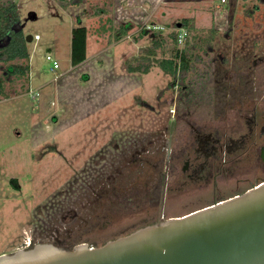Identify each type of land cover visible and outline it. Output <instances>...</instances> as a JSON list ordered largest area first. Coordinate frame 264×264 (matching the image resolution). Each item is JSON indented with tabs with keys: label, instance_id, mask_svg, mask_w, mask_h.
Returning a JSON list of instances; mask_svg holds the SVG:
<instances>
[{
	"label": "rangeland",
	"instance_id": "obj_1",
	"mask_svg": "<svg viewBox=\"0 0 264 264\" xmlns=\"http://www.w3.org/2000/svg\"><path fill=\"white\" fill-rule=\"evenodd\" d=\"M16 1L24 33L33 40L28 61L0 63V256L33 246L35 221L51 218L52 210L45 208L62 206V192L83 185L87 175L110 160L115 147L137 136L153 144L132 165L129 184L110 189L101 208L87 219L84 214L66 218L57 233L63 244L100 247L202 209L194 202L195 189L174 191L180 169L167 159L170 124L178 120L171 158L190 145V122L222 125V116L214 111L229 109L222 99L243 92L238 65L258 47L255 35L264 39V2ZM189 18L204 29L196 36L201 47L193 49L191 71L179 73L174 87L173 78L156 63L172 56L176 46L170 33ZM79 20L89 31L88 62L73 68L72 31ZM145 24L167 28L157 48L153 34L140 36ZM127 25L129 35L108 46L109 38ZM213 25L219 34L209 49L200 38L209 39ZM148 48L152 53H146ZM142 55L149 58L150 73L130 74L126 62ZM47 56L59 62L58 71H52ZM9 66H28L29 72L7 77ZM226 116L231 124L238 119L234 112Z\"/></svg>",
	"mask_w": 264,
	"mask_h": 264
},
{
	"label": "water",
	"instance_id": "obj_2",
	"mask_svg": "<svg viewBox=\"0 0 264 264\" xmlns=\"http://www.w3.org/2000/svg\"><path fill=\"white\" fill-rule=\"evenodd\" d=\"M0 264H264V184L100 247L41 243L1 255Z\"/></svg>",
	"mask_w": 264,
	"mask_h": 264
},
{
	"label": "flooded vegetation",
	"instance_id": "obj_3",
	"mask_svg": "<svg viewBox=\"0 0 264 264\" xmlns=\"http://www.w3.org/2000/svg\"><path fill=\"white\" fill-rule=\"evenodd\" d=\"M240 62L238 79L243 92L222 99L229 109L214 111L222 125L189 123L192 140L189 146L172 157L169 135L167 159L177 163L180 174L173 180L176 192L195 189L194 198L202 209L240 196L264 184V39ZM210 49V47L208 46ZM220 63L224 64L222 57ZM221 63V64H222ZM222 64V66H223ZM221 66V67H222ZM229 101V102H226ZM238 117L235 124L226 115ZM176 121H171L175 123ZM235 121V120H234ZM171 127V124H170ZM175 130V129H174ZM205 193V194H204ZM201 194V195H199ZM201 210V209H199ZM198 211V210H196ZM195 212V211H193Z\"/></svg>",
	"mask_w": 264,
	"mask_h": 264
},
{
	"label": "trees",
	"instance_id": "obj_4",
	"mask_svg": "<svg viewBox=\"0 0 264 264\" xmlns=\"http://www.w3.org/2000/svg\"><path fill=\"white\" fill-rule=\"evenodd\" d=\"M224 4L226 0H224ZM244 3L264 0H241ZM176 27H182L188 31L184 47L181 49L177 44V32L170 33V39L176 46L172 56L168 59L158 60L156 66L160 68L166 75L173 78L171 85L176 86V79L179 73H188L191 71V58L193 49L201 47L196 37L199 29L195 19H184L177 24ZM129 27L121 26L108 40V46L125 39L129 35ZM163 33L157 32L153 34V47H158L163 40ZM210 38L201 42L205 46H212V40L216 37L218 30L215 25L210 29ZM146 31L141 32V36L146 35ZM27 36L23 30V16L16 0H0V63H10L16 61H28L30 53L28 50ZM87 38L88 29L83 26L79 20V25L72 31L71 42V66L77 67L87 60ZM152 48L146 50L147 54L152 53ZM148 56L142 55L126 62L127 71L130 74L147 75L152 68ZM148 62V64H145ZM29 72L28 66H9L6 76H25ZM187 88V87H184ZM182 88V89H184ZM1 90V82H0ZM185 91V90H184ZM153 144L145 137L137 136L123 142L122 146L114 148L115 152H110V160L106 162L98 171L91 175H87L83 180V185L70 187L66 192H62L59 198L64 199L63 205L60 203L47 206L46 210H52L51 218L45 222L35 221L33 230L34 245L41 243H53L59 247L73 249L63 244L58 237L61 226L66 222V218L77 219L79 215L87 219L88 216L94 215L101 208L104 198H107L108 191L115 187L123 188L128 185L131 179L130 169L136 164L138 159L148 151V146ZM104 160V159H103ZM66 201V202H65ZM40 212V208L39 211ZM33 245V246H34Z\"/></svg>",
	"mask_w": 264,
	"mask_h": 264
},
{
	"label": "built area",
	"instance_id": "obj_5",
	"mask_svg": "<svg viewBox=\"0 0 264 264\" xmlns=\"http://www.w3.org/2000/svg\"><path fill=\"white\" fill-rule=\"evenodd\" d=\"M225 1L223 0V3ZM176 31L177 32V44L180 48H183L184 45H185V42H186V39L188 37V31L182 27H176V28H173L172 31ZM142 31H146L147 33H151V34H154V33H157V32H166L167 31V28L164 27V26H158V25H149V24H145L143 27H142ZM35 40H39V36H36L34 38ZM47 61H50L53 65V68H52V71H58L60 69V64L58 61H54V59L52 58V56H47ZM35 96H38L37 95H34L32 94V97H35Z\"/></svg>",
	"mask_w": 264,
	"mask_h": 264
},
{
	"label": "crops",
	"instance_id": "obj_6",
	"mask_svg": "<svg viewBox=\"0 0 264 264\" xmlns=\"http://www.w3.org/2000/svg\"><path fill=\"white\" fill-rule=\"evenodd\" d=\"M129 28L131 27V26H129V25H127ZM198 27V26H197ZM199 28V27H198ZM199 29H201V28H199ZM141 36V35H140ZM33 40V39H32ZM88 48H89V31H88V38H87V60L83 63V64H85L86 62H88ZM111 48H112V46H111ZM111 57H114L113 55H111ZM114 60V59H113ZM83 64H81V65H79V66H82ZM79 66H77V67H73V68H78ZM72 67V66H71ZM101 70H103V72L104 71H106V68L104 67H101ZM106 72H108V71H106ZM107 75H109V76H106V77H108L109 79H111L112 78V76L109 74V73H107ZM141 75V74H140ZM103 77V76H102ZM111 77V78H110ZM84 78H85V82L87 83V76H84Z\"/></svg>",
	"mask_w": 264,
	"mask_h": 264
}]
</instances>
